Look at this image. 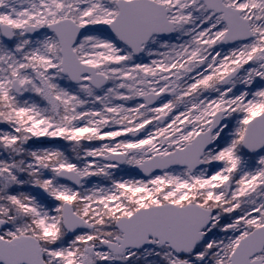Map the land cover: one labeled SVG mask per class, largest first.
Instances as JSON below:
<instances>
[{"label":"snow or ice","instance_id":"snow-or-ice-1","mask_svg":"<svg viewBox=\"0 0 264 264\" xmlns=\"http://www.w3.org/2000/svg\"><path fill=\"white\" fill-rule=\"evenodd\" d=\"M0 264H264V0H0Z\"/></svg>","mask_w":264,"mask_h":264}]
</instances>
